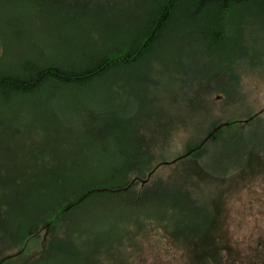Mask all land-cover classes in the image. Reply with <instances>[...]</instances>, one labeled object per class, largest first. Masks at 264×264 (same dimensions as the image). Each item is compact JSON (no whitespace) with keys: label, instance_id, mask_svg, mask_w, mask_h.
Wrapping results in <instances>:
<instances>
[{"label":"rangeland","instance_id":"1","mask_svg":"<svg viewBox=\"0 0 264 264\" xmlns=\"http://www.w3.org/2000/svg\"><path fill=\"white\" fill-rule=\"evenodd\" d=\"M134 1L0 0V72L19 73L25 61L66 64L80 61L83 52L102 51L108 37L121 39L123 33L142 21L150 3ZM126 2L133 5L132 9ZM114 5L135 17H129L127 22L115 18L110 9ZM135 6L141 7L140 11H135ZM250 11L254 16L246 17L249 33L245 38L257 41L249 44L244 38L242 55L251 53V65L242 66L243 56L237 59V80L232 82L220 72L219 62L207 55L209 36L189 22L180 23L177 31L162 41L163 50L155 55L158 62L142 72L156 79L155 85H141L137 72L126 71L108 74L104 80L91 84L88 97L79 100V88L62 87L56 94L50 86L41 93L34 92L31 100L0 96V166H46L57 163L51 160L52 156L95 152L91 153L95 162L109 161L113 168L123 160L116 152L118 148L130 149L134 145L144 150L143 143L149 145V138L160 148L156 153L170 159L203 139L210 128L212 111L216 120L240 117L246 125L248 116L264 110V10ZM169 56L172 64L165 66ZM227 83L237 92L232 101L227 103L218 91L210 95ZM100 105L112 111L126 106V115L112 112V116L99 121L100 128L93 121L90 125L81 123L78 108L88 109L90 117L96 118ZM132 106L135 109L131 113ZM152 122L154 128L150 129ZM39 148L46 152L39 153ZM175 166L159 167L156 179L173 181ZM106 169L91 175L103 178ZM257 171L255 176L232 185L224 193L221 221L215 228L216 243L226 241L230 247L228 257L237 264L240 257L255 256L258 244H264V164ZM73 178L67 187L76 189L80 181ZM136 187L141 188L142 184ZM210 189L211 186H203L192 195L206 196ZM161 191L152 192L161 201L150 200L140 207L133 206L132 200L126 199L127 194L86 201L68 212L69 217L65 215L66 220L52 230L43 227L40 239L31 241L24 263H35L41 247L54 241L56 250L47 253L45 260L49 262L43 264H188L183 244L170 235L171 224L181 217L189 222L198 221L199 213L207 212H172L175 203ZM180 200L185 204L189 199L182 196ZM164 209L171 212H158ZM22 215L24 212H18L16 219ZM259 257V262L264 263V256Z\"/></svg>","mask_w":264,"mask_h":264},{"label":"trees","instance_id":"2","mask_svg":"<svg viewBox=\"0 0 264 264\" xmlns=\"http://www.w3.org/2000/svg\"><path fill=\"white\" fill-rule=\"evenodd\" d=\"M136 1L141 0L134 2ZM147 2L150 3V8L143 17L141 16L142 21L130 27L122 34L121 39H115L113 35L108 37L102 51L93 49L94 52H83L81 60L77 62L64 64L55 61L39 65L31 60L25 61L19 67V73L1 71L0 96L31 100L34 92L41 93L44 87L50 86L56 94L62 87L79 88L77 98L79 100L88 97L86 94L88 89L93 87L91 84L104 80L103 77L108 74L126 71L137 72L135 75L141 85H155L156 79L143 75L142 72L151 64L158 62L155 55L163 50L162 41L173 35L180 23L186 25L191 22L204 30L203 35L209 36L206 45L207 55L212 61L219 62L217 63L220 65L219 70L227 76L228 82L237 80L234 68L236 60L241 56L242 66L251 65L249 63L251 53L244 56L243 52L242 55L243 41L249 33L246 27L249 19L246 17L254 16L250 9L264 10V0H147ZM126 3L127 6L130 5L128 8L132 9L133 5ZM110 9L115 18L126 22L129 17L130 19L135 17L132 13L129 15L130 12L123 13L117 10L115 5ZM140 9L139 6L134 8L135 11ZM136 15L139 13L136 12ZM245 39L249 44L257 41L253 37ZM171 60L172 57L169 56L164 65H171L173 61ZM214 91L222 93L227 103L232 101L237 93L229 83L225 87L215 88L210 95ZM93 104L98 105L97 101ZM125 107L121 106L112 111L100 105L96 118L90 117L88 109L78 108L77 113L82 119L81 123L90 125L93 121L92 124L96 122L97 128H100L98 123L104 116L110 117L112 112L116 115H126ZM134 107L132 106L131 113ZM262 112L264 110L248 116L247 124L244 125L240 122L243 120L240 117L216 120L212 111L210 128L203 139L189 145L185 153L170 158L172 160L163 158L160 153L157 154L156 149L160 148H157L153 138H149L151 140L149 145L144 146L143 143L144 150H139L134 145L130 149L118 148L116 152L123 160L119 166L113 168L109 161L95 162L91 154H97L95 152L71 153L67 157L61 154L52 156L51 160L57 163L46 166L12 164L0 166V264H26L23 260L31 248V241L40 239L42 228L49 226L52 230L60 221L62 223L66 220L65 215L68 216V212H73L90 199L106 196L120 198L122 195H128L126 199L130 198L133 206L140 207L139 205L150 200L161 201L152 193L158 189L175 203L176 209L171 208L172 212H207L199 213L201 218L196 217L198 221L189 222L181 216H176V219L181 218L171 224L169 232L173 239L183 244V248L188 252L186 257L190 264H218L221 248L216 243L218 238L215 237V228L217 222L221 221L220 209L224 193L230 190L232 185L241 184L242 180L255 176L257 170L264 164ZM92 128L93 126H90V129ZM149 128H154L153 122ZM37 151L46 152L43 148ZM167 164L176 165V168L175 178L166 183L165 180L156 179L155 173L159 167ZM105 168L107 171L103 178L91 175ZM89 175L91 177L85 180ZM72 178L80 181L76 189H73L74 186L67 187ZM218 179H221L220 182ZM139 183L142 184L141 188L136 187ZM203 186H211L210 193L206 196L192 195L195 189ZM182 196L189 199L185 204L180 200ZM171 211L164 209L158 212ZM18 212H24V215L16 219ZM53 242L47 247H41L36 254L39 257L31 264H43L44 261H48L45 260L47 253L56 250Z\"/></svg>","mask_w":264,"mask_h":264},{"label":"flooded vegetation","instance_id":"3","mask_svg":"<svg viewBox=\"0 0 264 264\" xmlns=\"http://www.w3.org/2000/svg\"><path fill=\"white\" fill-rule=\"evenodd\" d=\"M259 248H258V251L257 253H255V256H252V257H240L238 261L239 263L238 264H246L249 262V264H264V263H260L259 262V256L262 254L264 256V249H263V243H259ZM220 260L218 262V264H237V262H235L232 257H228L230 252H229V249L230 247L228 246V243L226 241L222 242L220 244ZM188 253V252H187ZM187 253H186V256H187ZM223 253H226V254H223ZM185 256L186 260H187V257ZM235 262V263H234ZM188 264H190L188 262ZM210 264H213V263H210ZM214 264H217V263H214Z\"/></svg>","mask_w":264,"mask_h":264},{"label":"water","instance_id":"4","mask_svg":"<svg viewBox=\"0 0 264 264\" xmlns=\"http://www.w3.org/2000/svg\"><path fill=\"white\" fill-rule=\"evenodd\" d=\"M151 176V174L149 175V177Z\"/></svg>","mask_w":264,"mask_h":264}]
</instances>
